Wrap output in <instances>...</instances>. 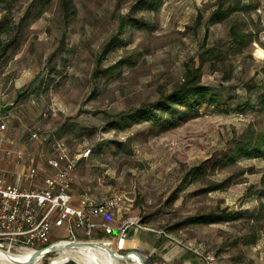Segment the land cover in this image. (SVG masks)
<instances>
[{
	"label": "rangeland",
	"instance_id": "374dc122",
	"mask_svg": "<svg viewBox=\"0 0 264 264\" xmlns=\"http://www.w3.org/2000/svg\"><path fill=\"white\" fill-rule=\"evenodd\" d=\"M138 1L0 0V21L12 27L1 38H17L0 63V95L13 104L12 113L29 135L39 133L28 145L36 142L45 153L56 141L69 156L91 150L76 167V193L98 200L121 193L129 208L124 218L190 241L213 253L219 264H264V160L214 164L229 154L233 140L249 134L264 137V112H224L247 100L256 105L264 93V0H251L255 9L234 13L210 27L207 36L205 22L217 0H152V6L136 12L132 8ZM128 15L135 24L120 29ZM233 25L253 37L237 52L230 49ZM114 37L115 48L104 53ZM208 50H214L215 58H199ZM201 61V84L220 97V108L204 105L192 118L159 134L148 131V122L124 131L106 128L108 122L168 95L183 82L186 69ZM244 85L258 89L249 93ZM207 159L204 179L182 182ZM222 182V189L210 190ZM172 193L175 200L167 203ZM213 212L240 217L173 229L190 216ZM64 237L61 231L58 238ZM110 244L119 255L128 252ZM5 250L12 255L27 251ZM59 253L46 255L39 264L56 262Z\"/></svg>",
	"mask_w": 264,
	"mask_h": 264
},
{
	"label": "built area",
	"instance_id": "2783aa9c",
	"mask_svg": "<svg viewBox=\"0 0 264 264\" xmlns=\"http://www.w3.org/2000/svg\"><path fill=\"white\" fill-rule=\"evenodd\" d=\"M38 135V132H33L30 138L37 139ZM53 146V155L46 158L51 174L40 187L29 189L22 184L24 179L29 182L34 179L36 170L33 166L18 174L14 182L0 176V249L21 247L34 252L52 243L100 242L95 240L100 233H117L122 238L128 227L135 226L172 242L196 257L199 264H219L213 253L200 246L181 240L163 229L146 228L135 219L127 220L118 228L98 222L97 219L126 208L124 195L113 193L100 203L88 194H81L75 200L72 194L73 172L79 162L88 156L90 149L69 156L63 144L54 142ZM61 231L66 236L63 239L58 238Z\"/></svg>",
	"mask_w": 264,
	"mask_h": 264
},
{
	"label": "trees",
	"instance_id": "16d2710c",
	"mask_svg": "<svg viewBox=\"0 0 264 264\" xmlns=\"http://www.w3.org/2000/svg\"><path fill=\"white\" fill-rule=\"evenodd\" d=\"M152 0H139L137 4L133 6V10L141 11L146 6L152 4ZM251 0H217L216 9L209 15L205 22V36L209 32V28L225 22L231 15L238 12H247L255 9L257 4L249 3ZM48 3L49 0H43ZM128 15L120 21V29L124 26L134 25L135 20L130 18ZM200 22L201 17H197ZM12 27L6 21H0V63L4 61L8 51L15 45L17 38L14 36L11 40L3 41L1 38L6 34H10ZM229 36L231 46L230 49L234 52L241 51L247 48L252 42L253 37L249 33L241 32L235 25L229 29ZM117 39L112 38L103 50L104 53L111 51L115 48ZM199 58H203L204 61L215 58L214 50L205 51ZM201 61L200 65L196 68H187L185 71L183 82L175 87L168 95L161 97L160 100L152 103L148 106H140L137 109L125 114L117 121H110L107 124V129H117L124 131L139 125L141 123L148 122L151 132H165L171 128L176 127L183 119L187 117H193L197 114L199 109L206 105L213 108H220L223 105L220 97L214 93L213 89L207 85L201 84ZM247 92L257 90L258 87L255 85H244ZM20 98V96H18ZM258 109L264 112V93L260 94L256 105H252L249 100L243 104L236 105L233 109H225V113L232 112L243 113L249 109ZM153 134V133H152ZM257 134H249L247 137L239 140H233L232 145L227 156L219 158L214 161L215 165H224L233 162L234 160L246 158V159H262L264 160V137H254ZM91 152V150H90ZM209 159L200 162L198 165L192 167L184 176L182 182H198L205 178V173L208 170ZM224 186V183L219 185H213L210 190H220ZM175 200V194L172 193L167 199V203ZM245 213V212H244ZM242 213V214H244ZM240 215L237 213L228 212H213V213H202L193 215L185 219L184 221L174 225L173 229L180 228L186 225L193 224H217L236 222L239 220Z\"/></svg>",
	"mask_w": 264,
	"mask_h": 264
},
{
	"label": "crops",
	"instance_id": "0c3cea01",
	"mask_svg": "<svg viewBox=\"0 0 264 264\" xmlns=\"http://www.w3.org/2000/svg\"><path fill=\"white\" fill-rule=\"evenodd\" d=\"M7 104L11 103L6 102L3 96L0 95V108ZM12 111L13 108L7 112L6 116H0V126H4V129H0V176L6 178L9 182H14L18 174L24 173L27 168L33 166L36 170L34 179L31 182L24 179L22 184L29 189H35L40 187L44 179L51 174V170L46 165V158L53 155V144L56 141L50 143V145L45 150V153L42 149H37L38 145L36 142H34L35 144L28 145L29 143L27 141L30 139L29 131L26 129L23 123L19 121L18 117L12 113ZM87 157L88 156L85 158ZM75 170L73 172V182L75 180ZM72 194L75 200L81 195L76 193L74 189ZM89 196L97 203L104 201L108 197L107 196L98 200L92 195ZM127 212H129L128 207L115 211L109 216L99 218L97 221L105 223L114 228H118L127 220L135 219L131 217H122L123 215H126ZM141 225L151 229L143 223H141ZM150 233L151 232L149 231L141 230L135 226H131L126 229V232L122 238H120L117 233H113V235H104L103 233H100L97 237H104L106 239L111 238V240L107 241L110 243L113 242L115 248L118 251H134L139 254L142 259H152V261H154L153 264H199V261L196 257L184 252L178 246L174 245L172 242L164 239L163 237H159L157 235H152L154 238L149 237ZM171 234L174 235L173 233ZM105 236H109L110 238Z\"/></svg>",
	"mask_w": 264,
	"mask_h": 264
},
{
	"label": "bare ground",
	"instance_id": "6f19581e",
	"mask_svg": "<svg viewBox=\"0 0 264 264\" xmlns=\"http://www.w3.org/2000/svg\"><path fill=\"white\" fill-rule=\"evenodd\" d=\"M93 243H97L99 245H105L108 248H110L111 246L110 242L108 241L93 242ZM64 245L66 244L63 243L57 244V247L62 249L60 251L61 254L59 253L60 254L59 258H57L56 262L51 264H64L66 261L69 260H73L78 264H116L118 261L113 259L106 251H102L103 249L99 248L98 246H85V247L63 250ZM32 253L33 252L31 251H25L23 255H12V254L7 255L0 253V264H26V261L32 255ZM43 253L36 258L33 264H39V261H41V259L45 257L43 256ZM128 261H132L136 264H140L138 261L134 259H130Z\"/></svg>",
	"mask_w": 264,
	"mask_h": 264
},
{
	"label": "water",
	"instance_id": "95a60500",
	"mask_svg": "<svg viewBox=\"0 0 264 264\" xmlns=\"http://www.w3.org/2000/svg\"><path fill=\"white\" fill-rule=\"evenodd\" d=\"M13 106V104H7L5 106H2L0 108V116L4 117L6 116L7 112L10 110V108ZM66 245H64V249L63 250H68V249H72V248H78V247H85V246H98L99 248L105 250L113 259L118 260V261H128L130 260L132 257L136 258L138 260V262L140 264H146L143 259L141 258V256L139 254H137L136 252H127L124 255H119L117 251H114L110 248H108L105 245H99L97 243H93V242H69V243H65ZM62 249L57 247V244L52 243L48 246H46L45 248L42 249H38L36 251H34L32 253V255L28 258V260L26 261V264H33L36 260V258L41 255L43 252V256H46L48 254H53V253H59ZM0 253L3 254H7V255H11L9 252L0 249Z\"/></svg>",
	"mask_w": 264,
	"mask_h": 264
}]
</instances>
